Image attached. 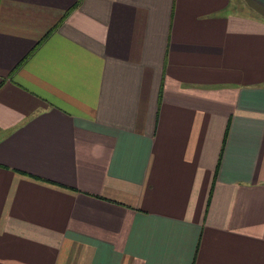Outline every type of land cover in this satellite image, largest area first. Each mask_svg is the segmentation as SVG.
Returning <instances> with one entry per match:
<instances>
[{
    "label": "crops",
    "instance_id": "crops-1",
    "mask_svg": "<svg viewBox=\"0 0 264 264\" xmlns=\"http://www.w3.org/2000/svg\"><path fill=\"white\" fill-rule=\"evenodd\" d=\"M0 264H264V0H0Z\"/></svg>",
    "mask_w": 264,
    "mask_h": 264
}]
</instances>
